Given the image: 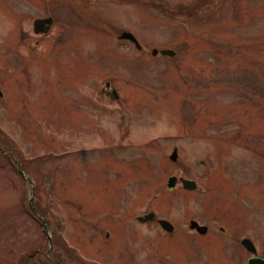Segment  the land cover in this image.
<instances>
[{
	"label": "rangeland",
	"instance_id": "obj_1",
	"mask_svg": "<svg viewBox=\"0 0 264 264\" xmlns=\"http://www.w3.org/2000/svg\"><path fill=\"white\" fill-rule=\"evenodd\" d=\"M0 94V264H55L30 199L62 263L189 264L196 239L159 246L149 211L264 256V0H0ZM217 241L201 264H238Z\"/></svg>",
	"mask_w": 264,
	"mask_h": 264
},
{
	"label": "flooded vegetation",
	"instance_id": "obj_2",
	"mask_svg": "<svg viewBox=\"0 0 264 264\" xmlns=\"http://www.w3.org/2000/svg\"><path fill=\"white\" fill-rule=\"evenodd\" d=\"M53 29H54V26L52 27L51 32L53 31ZM37 37L40 38V36H37ZM105 94L107 96H109V92L108 91H105ZM144 215H146V212H144L142 216H144ZM138 218L139 217L134 218V220L136 221V224H138V226L139 225L140 226L154 225V226H156L160 230V233L158 232V235H162L164 237V241H160L159 246L166 248V250H168V247L164 246L163 244H167V246H169L170 245V241L172 240V238L176 234H178V233L180 235H188V236L190 235L189 236L191 238L190 243L193 240L192 237L194 239H196L193 242V247H192L193 250L190 251V254H189V264H195L196 262H199L201 264V261H202L201 260L202 259L201 255L204 254V252L206 251V250H204V247L205 246H207L209 248L212 247V246L214 247V245H213V239H217L218 240L217 241L218 247L223 246L224 245L223 243H225V240H229L230 239L232 241V244L233 245H228V246L230 248L233 247L235 249V254L239 258V263L238 264H246L247 261H248V259L251 258V256L244 250V248L242 246V241L246 237H244V236H241L239 238L234 237V235H238L239 233H236V232L227 233L222 228H220V231L219 232H212L211 231L212 225L206 226L204 224H201L199 221H197L195 219H191L189 221V223H188V231L178 232V231H176V229H177V227H176L174 231L166 232V231H163L161 229V226H160V221L161 220H164V219H160L159 217H157V218L155 217V219L152 220V221H150V222L140 223L138 221ZM192 221L197 222L200 226L206 227L207 228V231H205V232H199V231H196V230H193V231L192 230H189V226H190V223ZM104 233H105L104 239H106V240H109L110 239L111 240V233H110V231L109 232L108 231H105ZM223 236H226V237L224 238ZM249 238L253 242H255L252 237H249ZM197 251H198V253H197ZM211 254H212V252L209 253V257L212 259L213 264H217L218 262L216 260H214L215 257H213ZM244 254H247L249 256L246 259V261L243 260V255ZM157 258H159V257H157ZM256 258H264V256L258 253L257 256H256ZM209 263H211V262H209Z\"/></svg>",
	"mask_w": 264,
	"mask_h": 264
},
{
	"label": "water",
	"instance_id": "obj_3",
	"mask_svg": "<svg viewBox=\"0 0 264 264\" xmlns=\"http://www.w3.org/2000/svg\"><path fill=\"white\" fill-rule=\"evenodd\" d=\"M52 24V21L50 19H47V20H37L34 22V30H35V33H44L46 34L48 32V30L50 29V26ZM120 39L121 40H126V41H130L132 42L135 47L137 49H140V46L138 45L137 41L135 40V38L131 35V34H127V33H124L120 36ZM152 55L153 56H156L157 55V51H153L152 52ZM161 55L162 56H173L174 53L173 52H170V51H163L161 52ZM170 160L175 162L177 160V151L174 150L171 157H170ZM20 175L23 176L22 172L19 171ZM26 180V179H25ZM176 182H177V179L176 178H170L169 181H168V184H167V188L168 189H173L176 185ZM180 182L182 183V187L184 190H187V191H194L196 189V185L194 182H191V181H188V180H180ZM29 206H30V209L31 211L36 214L34 208L32 207V200H30L29 202ZM153 219V215L150 214L148 216H146L144 219H138L139 222H147V221H150ZM42 224H43V228L46 229V224L45 222L42 221ZM160 225L162 227L163 230L165 231H173V227H171V225L166 222V221H161L160 222ZM191 230H197L199 232H205L206 231V228H202V227H198V225L196 223H191V227H190ZM48 240H50V237L48 236ZM243 247H245V249L247 251H249L250 253H253L255 254V249L253 247V245L251 244V242L249 240H244L243 243H242ZM247 264H264V259H250L248 261Z\"/></svg>",
	"mask_w": 264,
	"mask_h": 264
},
{
	"label": "trees",
	"instance_id": "obj_4",
	"mask_svg": "<svg viewBox=\"0 0 264 264\" xmlns=\"http://www.w3.org/2000/svg\"><path fill=\"white\" fill-rule=\"evenodd\" d=\"M77 264V263H76Z\"/></svg>",
	"mask_w": 264,
	"mask_h": 264
}]
</instances>
